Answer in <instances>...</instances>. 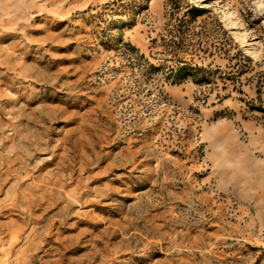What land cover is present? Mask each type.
I'll return each instance as SVG.
<instances>
[{"label":"rangeland","instance_id":"obj_1","mask_svg":"<svg viewBox=\"0 0 264 264\" xmlns=\"http://www.w3.org/2000/svg\"><path fill=\"white\" fill-rule=\"evenodd\" d=\"M0 264H264V0H0Z\"/></svg>","mask_w":264,"mask_h":264}]
</instances>
